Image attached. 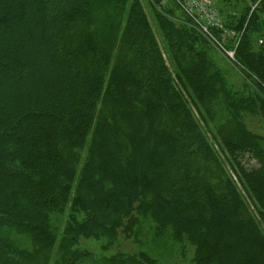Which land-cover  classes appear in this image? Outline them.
Instances as JSON below:
<instances>
[{
  "label": "trees",
  "instance_id": "trees-1",
  "mask_svg": "<svg viewBox=\"0 0 264 264\" xmlns=\"http://www.w3.org/2000/svg\"><path fill=\"white\" fill-rule=\"evenodd\" d=\"M102 1L0 0V264H154L78 247L136 216L184 238L193 264H264V134L244 120L264 121V0L216 6L241 93L175 2L153 0L168 65L135 0L100 39Z\"/></svg>",
  "mask_w": 264,
  "mask_h": 264
},
{
  "label": "rangeland",
  "instance_id": "rangeland-1",
  "mask_svg": "<svg viewBox=\"0 0 264 264\" xmlns=\"http://www.w3.org/2000/svg\"><path fill=\"white\" fill-rule=\"evenodd\" d=\"M135 1L139 3L146 16V20L149 26L151 25L152 30L154 31V36L158 40L159 46L164 53L163 55L165 61L169 65L166 50L161 46L160 35L157 31L154 20L153 9L158 6V3H154L153 0ZM159 1L160 4L163 5H173L169 2V0L163 2L162 0ZM133 2L134 0H128L125 4H122L120 6L113 0H107L106 2L102 1V10L101 13H98L99 19L95 28L97 30L102 29V37H100V39L102 38V40H104L107 33L112 30L113 22L115 21L116 17L117 19H119V15H121L122 18L119 19L120 24L118 26V30L124 27L129 15L130 7ZM214 2L217 7H221V12L225 11V13H231L233 16L241 15L245 8H247L242 6L244 2H246L244 3L246 6H251L250 0H232L233 4H231V8H229L228 10V6L230 5L229 3H225L222 0H214ZM172 11L173 12L165 11L163 12V14L170 17L171 21L175 25L186 26V23L184 21L185 17L183 16V14L177 8H172ZM14 28L16 29L17 27ZM259 40L262 41V39ZM135 49L138 48L134 47V50ZM206 49L207 55L209 56L208 47H206ZM213 51L214 52H210V55L214 63H216V66L222 70L228 85L237 92L241 93L242 91H244V81L247 80L249 82V79L245 77V74L243 73V71H241V68L234 65L232 61L227 60L219 50L217 51L213 49ZM116 53V51H113V55ZM122 55L125 54L123 52L117 53V57H124ZM125 56L126 61L129 59V57L135 59V55L133 52L130 53V56ZM136 57L140 60L141 52L140 54H137ZM134 68L136 71H139V68L137 66H134ZM244 120L248 129L258 134H264V121L261 118H259L258 116L246 114ZM253 162L254 161H249L248 164H252ZM136 219L137 221L135 225L129 230L124 231V229L119 228L117 235L114 238L82 236L78 240V247L80 249L90 251L91 254H93V256L95 257H109L114 256L118 253L138 257L142 253L146 257L151 258L154 264H193L194 247L187 243L184 238L172 241L167 233H157V225L150 218L145 219V217L143 218L142 216H136Z\"/></svg>",
  "mask_w": 264,
  "mask_h": 264
},
{
  "label": "built area",
  "instance_id": "built-area-1",
  "mask_svg": "<svg viewBox=\"0 0 264 264\" xmlns=\"http://www.w3.org/2000/svg\"><path fill=\"white\" fill-rule=\"evenodd\" d=\"M166 1V0H162ZM175 2L197 30L229 60H234V49L228 48L227 39L236 35L232 30H221L222 24L214 0H169ZM218 31V35L214 32Z\"/></svg>",
  "mask_w": 264,
  "mask_h": 264
},
{
  "label": "bare ground",
  "instance_id": "bare-ground-1",
  "mask_svg": "<svg viewBox=\"0 0 264 264\" xmlns=\"http://www.w3.org/2000/svg\"><path fill=\"white\" fill-rule=\"evenodd\" d=\"M252 7H254L253 5H252ZM220 22H221V24H222V29L221 30H223V29H226V30H232V29H229V28H227V27H225L224 25H223V23H222V21L220 20ZM197 30V29H196ZM198 31V30H197ZM233 31V30H232ZM199 32V31H198ZM200 33V32H199ZM201 34V33H200ZM201 35H203V34H201ZM204 36V35H203ZM205 37V36H204ZM206 38V37H205ZM207 39V38H206ZM208 40V39H207ZM262 41L261 40H258V43H261Z\"/></svg>",
  "mask_w": 264,
  "mask_h": 264
}]
</instances>
